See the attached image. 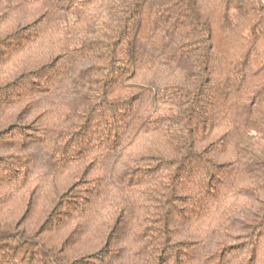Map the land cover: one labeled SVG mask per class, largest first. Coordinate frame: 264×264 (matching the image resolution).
Instances as JSON below:
<instances>
[{"label":"trees","instance_id":"obj_1","mask_svg":"<svg viewBox=\"0 0 264 264\" xmlns=\"http://www.w3.org/2000/svg\"><path fill=\"white\" fill-rule=\"evenodd\" d=\"M0 264H264V0H0Z\"/></svg>","mask_w":264,"mask_h":264}]
</instances>
